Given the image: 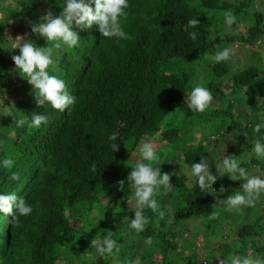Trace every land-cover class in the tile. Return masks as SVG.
I'll return each instance as SVG.
<instances>
[{
    "label": "trees",
    "instance_id": "1",
    "mask_svg": "<svg viewBox=\"0 0 264 264\" xmlns=\"http://www.w3.org/2000/svg\"><path fill=\"white\" fill-rule=\"evenodd\" d=\"M19 3L17 9H10V17L33 18L47 12L58 16L65 0ZM128 4L120 24L130 39L102 37L96 25L82 29L73 24L78 45L59 49L55 69H50V74L64 80L67 93L76 97L63 112L47 104L37 107L26 79L12 71L11 56L18 49H0V103L6 109L14 103L21 116L39 113L47 118L39 128H28L17 127L11 116H0V122L4 120L0 160L12 161L10 168L0 166V192L23 197L32 208L29 215L15 219L0 213V264H70L86 248L100 245L109 231L119 251L99 255L101 264H121L112 261L115 254L122 264H136L137 255L143 264H178V259L182 264H209L213 257L190 248L192 240L186 236L205 238L216 231L221 217L215 200L218 191L235 181L218 178L212 185L214 196L170 175L172 188L165 191L160 186L155 191L158 207L143 210L148 223L136 232L128 227L135 208L125 203L132 200L127 176L138 160L139 145L153 135L170 149L167 155L156 153L159 161L153 167L167 173L170 161L190 165L205 157L213 175H218L215 166L225 155L241 157L251 147L253 142L247 141L243 130L252 133L251 141L264 135V129L253 132L262 121L254 112L260 109L264 115V0H128ZM226 13L235 16L227 33ZM193 18L198 20L195 29L187 25ZM6 28L0 19V44ZM192 31L197 32L196 39L190 38ZM31 37L38 47L48 46L39 35ZM224 47L231 50L228 61L216 64L205 59L204 54L211 57ZM233 50L240 53L234 56ZM235 57L239 62H234ZM186 61L190 66H183ZM196 65L201 73H195ZM197 75L208 79L213 100L223 98L216 109L201 113L187 109ZM256 97L262 102H253ZM204 114L209 115L207 121L215 119V131L190 143L186 134L206 125L201 122ZM113 134L118 142L114 153L108 140ZM251 162L260 165L259 175L264 178V160L252 156ZM120 181L125 182L124 189L119 188ZM165 193L174 200L167 201ZM228 195V191L223 194ZM253 204L241 206L233 240L224 237L212 249L221 250L220 259L264 258V214L249 219ZM81 209L90 211L80 214ZM189 220L200 221L191 227ZM185 221L188 225L183 226ZM79 260L94 264V259Z\"/></svg>",
    "mask_w": 264,
    "mask_h": 264
},
{
    "label": "clouds",
    "instance_id": "2",
    "mask_svg": "<svg viewBox=\"0 0 264 264\" xmlns=\"http://www.w3.org/2000/svg\"><path fill=\"white\" fill-rule=\"evenodd\" d=\"M128 7V0H87V2L85 0H65L58 16L47 12L39 16L37 22L31 24V33L44 38L48 46L38 47L31 40H23L22 43L15 46L14 49H18V54L12 55L11 59L14 63L12 71L26 79L31 85L37 107L47 104L51 108L63 112L76 102V97L69 95L65 90L64 80L55 74H50V69H55L57 64L56 50L62 47L72 49L78 45L79 37L72 30L73 24L82 29L96 25L102 37L116 38L117 40L130 39L131 37L125 33L120 24V19L127 15L125 10ZM234 23L235 16L226 13L223 21L226 33L231 30ZM187 25L195 29L198 20L196 18L189 19ZM189 36L191 39H196L197 32L192 31ZM17 39L22 41L21 37H17L15 40ZM0 49L3 48L0 47ZM230 55L231 50L224 47L216 51L209 59L210 62L218 64L222 61H228ZM0 75H3V70H0ZM212 100L213 96L209 89L194 86L188 95L186 107L189 111L201 113L210 106ZM8 105L6 114H0V116H11L17 127L39 128L41 124L46 122L45 115L33 113L28 118L16 112L17 107L14 103L10 102ZM262 129H264V121L253 126L254 133H261ZM108 140L112 142L110 148L114 153L118 149L116 135H110ZM138 153V160L134 166L130 167L131 171L127 176L126 185L130 190L135 206L128 227L136 232H142L148 223L143 210L145 208L155 210L158 207L157 201L153 199L155 191L160 186L168 191L172 185L169 183L171 174L162 173L160 167L152 166L153 163L159 161L152 144L147 142L140 144ZM250 155L257 159H264V135H261L260 139L254 140ZM0 166L12 167L11 159L0 160ZM215 169L218 175L212 174L206 158L201 157L198 163L192 162L187 170L181 167L180 171L187 177V181L192 187L212 193L214 196L216 193L212 185L218 178L227 176L233 181L242 180L240 191L221 200L227 211L238 209L244 205H252L254 197L264 191V178L250 175L242 166V159L236 155H225L222 162L215 166ZM93 171H95V165H93ZM118 186L120 189H124L125 182L120 181ZM224 191L225 189L221 187L220 192ZM14 208L15 214L13 215ZM31 212V206L26 203L23 197L17 198L14 193L0 192V213L3 215L13 216L15 219L17 216H27ZM160 214L161 216L164 215L163 212ZM114 250L119 251V246L117 241L111 238V231H109L102 243L97 246L96 252L103 256L112 254ZM242 264H264V258H245L242 260Z\"/></svg>",
    "mask_w": 264,
    "mask_h": 264
},
{
    "label": "rangeland",
    "instance_id": "3",
    "mask_svg": "<svg viewBox=\"0 0 264 264\" xmlns=\"http://www.w3.org/2000/svg\"><path fill=\"white\" fill-rule=\"evenodd\" d=\"M20 6L19 0H0V19H3L5 21V24L7 26L6 28V34L4 35V41L2 44H0V47H4V46H12L15 47L17 44L22 43L23 40H31L33 41L34 38L31 37L32 33H31V24L37 22V18L39 17H33V18H22V17H10V9L14 8L17 9ZM232 31V29L230 30ZM38 35V34H36ZM17 37H21L22 41L17 39L15 40ZM42 38V37H41ZM264 39V37H263ZM15 40V41H14ZM261 49L264 50V42H262V46ZM2 50V49H1ZM59 53V50H56V55ZM240 52L238 50H233V54L234 56H236V54H239ZM204 56H207L208 58L205 57V59L207 61H209V55L204 54ZM203 59V57H202ZM235 61L234 62H239V59H237L235 57ZM190 62L186 61L183 66L188 67L190 66ZM200 64L201 61H200ZM244 66V65H242ZM192 67V66H191ZM201 67V66H200ZM199 65L193 66V68H196V71H199V73H201V70ZM194 72V71H193ZM198 73V74H199ZM207 81L208 79H206V77L204 75H200L194 78V80L192 81V86H201V87H205L207 88ZM6 81H4L3 83H5ZM30 87V91H32L31 85ZM16 92L18 91L17 88L15 87L14 89ZM250 91H252L251 88H249ZM27 98H29L30 96L27 95L25 96ZM221 99L223 98H218V99H214L211 101L210 106L208 108L205 109V111L209 110L210 108H212L213 110L216 109V107L219 106L220 102L222 101ZM262 102V98L261 97H256L254 99L253 102ZM7 109L3 106L2 103H0V114H6ZM256 113L258 116H261L260 119L262 121H264V115H263V111L259 109L258 112H254ZM209 115L204 114L203 115V120L201 122H205L206 125H203L200 127L199 130H197L196 132L192 133L191 130H188V133L186 134V138L189 139V142H193V143H197L201 138L203 137H209L208 135L211 134V132L215 131L213 129V119L208 120ZM5 117V116H4ZM1 124L4 123V120L1 119ZM194 128H198V127H194ZM244 135L247 137V141L254 142L251 141V137L253 136L252 133L249 130H243ZM2 133L0 132V135ZM250 139V140H249ZM147 143L152 144L155 153H162L161 151L165 152L163 153L164 155H167L166 152L169 149V145H164V142L162 140H160L158 135H153L150 136V139ZM250 150L251 147L247 148L246 153H243L242 156L240 157L242 159V166L246 168V170L249 172L250 175H256L259 176V171H262V169H260V165H254L251 162V155H250ZM181 150L178 151V153ZM179 155V154H178ZM181 155V154H180ZM160 159H163V155L162 157H160ZM264 159H260V161H262ZM169 168L167 170L166 174H171L173 176H178V178H182L183 180H187V177L184 176V174L180 171V168H184L185 170H187V168L190 165L185 164L183 161L181 160H175L168 162ZM228 185H225L223 188L225 189L224 192H220V190L218 191L217 194V198L215 199L216 201H219V204H217L216 207H220L219 209V213L221 214V217L219 218V220L216 222L215 227L217 226V229L215 232H212L209 234L208 237H201V238H190L191 234H188V236H186L187 239L192 240V242H190V248H195L196 250H199L201 252V255L205 256L206 251H208L207 255H213V257H211V261L209 262V264H242V262H236V259H238V255L235 256L234 259H230V260H223L219 258V254L220 251H218V249H215L216 251L213 253L212 249L219 247L218 242L222 241L224 239V237L226 238V241H232L233 237H235L234 234V230H236V223L234 222V219L240 215L241 212H243V210L241 209V207H239L238 209H233L232 211H227L225 210V206L222 204L221 200L226 199V196H223V194L228 191L229 195L234 194L237 191H240V187L241 184L243 183L242 180H236L235 182H228ZM237 190H234V189ZM165 198L167 199V201L172 202L174 200L173 196H170L168 193L164 194ZM163 196V198H164ZM115 197V196H114ZM173 197V198H172ZM255 200H256V204H253L252 209L249 212V219L253 220L256 217V214L259 213H263L264 214V191H261L259 194H257L255 196ZM114 201V200H113ZM121 201H124V198L121 199ZM104 202L109 203L110 205L112 204V202H110V199H106ZM126 205L128 207H133L134 206V201L129 200L128 202H125ZM89 209H81L80 214H84V213H88ZM242 210V211H241ZM226 213H228L229 215H227ZM95 212H91L90 215H94ZM244 214V213H243ZM190 221V220H189ZM189 221H185L184 223L186 224H182L183 226L188 225ZM200 220H191L190 224L191 227L198 224ZM233 222V224H231ZM264 222V221H263ZM264 225V223H261ZM181 225V226H182ZM204 230L203 227H200V231ZM125 234V233H124ZM225 234V236H223ZM228 237V238H227ZM225 241V239H224ZM96 248L97 245H93L90 248H86L83 252H80L78 259L70 262V264H82L83 260L80 261L79 259H85V260H93L94 264H101V259H99V255L96 252ZM138 249V248H137ZM139 250H143L139 247ZM156 255V260L160 261L158 258L163 259L161 254L157 251ZM136 258V264H143V260L140 258V256H135ZM250 258V257H248ZM112 261L117 262V263H121L122 264V260L119 259V255L115 254L113 255ZM235 261V262H234ZM85 262V261H84ZM178 264H182L183 261L179 260L177 261Z\"/></svg>",
    "mask_w": 264,
    "mask_h": 264
}]
</instances>
